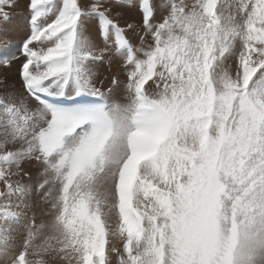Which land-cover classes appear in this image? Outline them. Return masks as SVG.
I'll list each match as a JSON object with an SVG mask.
<instances>
[{
  "label": "snow or ice",
  "instance_id": "snow-or-ice-1",
  "mask_svg": "<svg viewBox=\"0 0 264 264\" xmlns=\"http://www.w3.org/2000/svg\"><path fill=\"white\" fill-rule=\"evenodd\" d=\"M10 25L4 264H264V0H0Z\"/></svg>",
  "mask_w": 264,
  "mask_h": 264
},
{
  "label": "bare ground",
  "instance_id": "bare-ground-1",
  "mask_svg": "<svg viewBox=\"0 0 264 264\" xmlns=\"http://www.w3.org/2000/svg\"><path fill=\"white\" fill-rule=\"evenodd\" d=\"M21 2L22 4H24L26 3V0H21ZM21 11L24 12L25 15L27 14L23 8L21 9ZM128 16L132 19H135L137 22H141V18L137 12L130 11L128 13ZM22 20H23V16L18 17L17 23ZM25 35L26 33L24 31L19 30L14 25H10L6 30L0 32V51H6V52L15 51L17 46L20 44V42L25 38ZM17 67L18 65L14 66L12 69L8 70V72H9V78L15 79L18 82V77L16 74ZM97 71L99 72L101 78H103L105 76H110V74L118 72L119 68L116 65H113L111 69H109L107 65L100 64L97 68ZM25 167L26 170H28L32 174L33 180H35L38 169L31 165H26ZM44 218L47 217H42L38 214L37 224H39V222L42 221ZM24 222H25L24 218L22 217L20 221L12 222L11 227L14 230L19 231L22 229V225ZM17 240H19V237H17ZM9 251L11 253L14 252L15 249H10ZM4 258L5 257H4L3 249L0 248V264H4Z\"/></svg>",
  "mask_w": 264,
  "mask_h": 264
},
{
  "label": "rangeland",
  "instance_id": "rangeland-1",
  "mask_svg": "<svg viewBox=\"0 0 264 264\" xmlns=\"http://www.w3.org/2000/svg\"><path fill=\"white\" fill-rule=\"evenodd\" d=\"M44 219H48V218H44ZM44 219H43V220H44ZM36 223H37V217H36ZM39 223H41V221H40Z\"/></svg>",
  "mask_w": 264,
  "mask_h": 264
}]
</instances>
